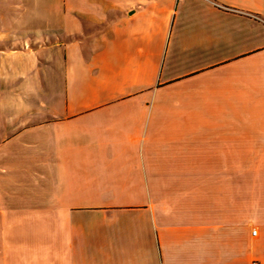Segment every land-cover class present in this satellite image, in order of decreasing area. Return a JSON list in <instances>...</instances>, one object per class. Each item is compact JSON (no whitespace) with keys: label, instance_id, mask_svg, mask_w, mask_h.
<instances>
[{"label":"crops","instance_id":"0c3cea01","mask_svg":"<svg viewBox=\"0 0 264 264\" xmlns=\"http://www.w3.org/2000/svg\"><path fill=\"white\" fill-rule=\"evenodd\" d=\"M16 8L0 264H264V0Z\"/></svg>","mask_w":264,"mask_h":264},{"label":"rangeland","instance_id":"374dc122","mask_svg":"<svg viewBox=\"0 0 264 264\" xmlns=\"http://www.w3.org/2000/svg\"><path fill=\"white\" fill-rule=\"evenodd\" d=\"M20 3L21 0H0V48L31 46L41 41L44 42L43 38L36 35L37 31L33 26V21L7 19L10 13L18 11L16 7Z\"/></svg>","mask_w":264,"mask_h":264},{"label":"built area","instance_id":"2783aa9c","mask_svg":"<svg viewBox=\"0 0 264 264\" xmlns=\"http://www.w3.org/2000/svg\"><path fill=\"white\" fill-rule=\"evenodd\" d=\"M253 234H255V235L257 234V229L256 228L253 229ZM253 264H258V263H257V261H254Z\"/></svg>","mask_w":264,"mask_h":264}]
</instances>
